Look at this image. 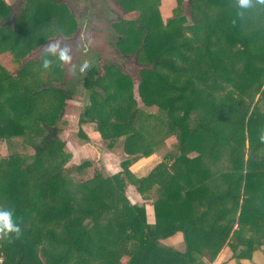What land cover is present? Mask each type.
Returning <instances> with one entry per match:
<instances>
[{
  "label": "trees",
  "instance_id": "trees-1",
  "mask_svg": "<svg viewBox=\"0 0 264 264\" xmlns=\"http://www.w3.org/2000/svg\"><path fill=\"white\" fill-rule=\"evenodd\" d=\"M119 1L126 19L116 48L143 68V108L131 75L97 55L61 88L68 61L44 45L75 34L66 5L26 0L12 26L4 23L12 5L0 0V141L33 153L0 163V207L13 208L21 224L19 236L0 237V264H215L224 249L239 264L256 249L255 235L264 240V5L175 0L168 15L160 0ZM83 96L84 105L69 102ZM154 106L151 121L145 109ZM74 108L78 137L89 141L83 126L95 124L102 139H122L129 157L123 173L95 174L92 189L74 177L90 163L64 170L60 124ZM35 122L44 133L33 142L26 130ZM173 133V164L132 183L152 205L149 224L146 205L125 196L127 166ZM175 239L184 251L165 243Z\"/></svg>",
  "mask_w": 264,
  "mask_h": 264
},
{
  "label": "rangeland",
  "instance_id": "rangeland-1",
  "mask_svg": "<svg viewBox=\"0 0 264 264\" xmlns=\"http://www.w3.org/2000/svg\"><path fill=\"white\" fill-rule=\"evenodd\" d=\"M12 5L13 13L4 23H10L13 26L14 18L19 15L21 9L24 8L26 0H6ZM60 2L61 5H66V8L73 13L76 18L77 28L75 34L70 38L56 37L54 40L49 41L50 43H57L59 45L67 44L70 56L66 59L67 62V72L65 74L66 80L61 85V88H66L70 83L73 75L77 74L78 64L80 60L84 57V46L87 45V59L95 58L94 55L102 57L109 65L113 67L123 68L122 70L130 74L134 82L135 90V100L142 107L140 103L139 95L136 91L137 85L141 84L143 80L142 67L137 65L134 56L129 54L128 56L122 55L116 48L119 40L121 39L122 33H124V21L126 19L124 13L125 8L120 4L119 0H54ZM39 2V1H38ZM175 0H160L162 12L170 13L172 3ZM56 6L53 1H48V5ZM172 4V5H171ZM177 7V6H176ZM16 15V16H15ZM164 15V14H163ZM128 20V18H127ZM189 21L187 20V24ZM185 25V24H184ZM11 26V27H12ZM130 25H128V28ZM126 29V30H127ZM121 33H120V32ZM189 34V33H188ZM95 40V42H94ZM90 41V44L88 43ZM89 45H88V44ZM92 43V44H91ZM47 44L44 47L47 48ZM123 44V43H122ZM89 46V47H88ZM35 53L31 59L34 58ZM11 66V65H10ZM183 66V65H181ZM13 70V67H10ZM145 76V75H144ZM79 82V80L77 81ZM138 86V87H139ZM73 103L75 101H69ZM87 103L85 99L80 104L84 105ZM80 105V106H81ZM83 107V106H82ZM79 108V107H78ZM143 108V107H142ZM145 113H150L152 115L151 121L157 116L156 106L153 108L145 109ZM42 120L47 119L41 118ZM50 122V119H48ZM32 122V121H31ZM31 122H29L31 124ZM42 123V122H41ZM40 122L31 125L29 130H26L30 141H37V138L44 133L42 124ZM29 124V125H30ZM51 124V123H49ZM59 137L64 142L62 146V151L67 156L66 166L64 167L65 172H71V170L82 163H90V167L82 174V176H77L74 174L76 182L79 184H85L87 189H92L94 187V176L95 174H100L102 177H114L119 173H123V163L125 160H129V157L123 153L122 149V139H116L115 141L110 139H102L97 131L95 124H88L83 126V130L88 134L89 141L82 140L78 137V124H77V109H71L70 112L63 115L62 123L60 124ZM175 134L170 136V140H166L165 143L158 146L155 152L148 157H141L137 162L129 164L127 166L128 171L131 174V179H129L125 186V196L133 202L137 203L138 206H145L146 220L153 219L151 217L152 205L150 202L138 195L136 189L132 186L140 178H145L147 174L155 166L163 163L165 165L173 164V158L171 153H174L175 146ZM249 146V142H247ZM14 154H21L24 157L32 156L31 149L22 145L21 141L14 140L11 144L0 141V163H7L10 161V156ZM198 153L189 154L190 158H194ZM171 157V158H170ZM50 157L45 161V166L50 164ZM127 160V161H128ZM126 161V162H127ZM227 160L224 159V162ZM225 164V163H223ZM223 164H220L223 165ZM220 167H218L219 169ZM213 167L212 170L217 171ZM86 182H89L86 184ZM148 186L143 188L146 193ZM149 194V193H148ZM144 200V201H143ZM147 221V222H148ZM154 224V222L152 223ZM170 248H174L180 252L184 251V245L180 243L179 239L171 240L165 242ZM40 249V248H39ZM232 254L223 253L221 257L215 264H237L231 259ZM241 264V263H239Z\"/></svg>",
  "mask_w": 264,
  "mask_h": 264
},
{
  "label": "clouds",
  "instance_id": "clouds-1",
  "mask_svg": "<svg viewBox=\"0 0 264 264\" xmlns=\"http://www.w3.org/2000/svg\"><path fill=\"white\" fill-rule=\"evenodd\" d=\"M260 5H264V0H256ZM237 7L240 10H247L253 7V0H237ZM242 14V11L241 13ZM47 50L51 57H59L60 59H68L70 52L68 45H59L57 43L47 44ZM84 57L78 64V70L81 73H86L90 69V62L87 59V45L83 49ZM53 64V59L45 57L42 60L41 67L44 70H50ZM261 143H264V132L259 136ZM21 233V224L17 221L14 209L11 207H0V237L9 238L12 235L19 236Z\"/></svg>",
  "mask_w": 264,
  "mask_h": 264
},
{
  "label": "crops",
  "instance_id": "crops-1",
  "mask_svg": "<svg viewBox=\"0 0 264 264\" xmlns=\"http://www.w3.org/2000/svg\"><path fill=\"white\" fill-rule=\"evenodd\" d=\"M153 216V219H150L148 221L149 224H152L154 222V213H153V208L151 210V217ZM255 241L254 244L256 245V249L254 251H252V253L250 254L249 257H246L245 259H243L242 261H240L241 264H264V240L263 237H261L260 235H255ZM223 253H230L231 252H226V250L224 249L221 254ZM221 254L219 255L218 259L221 257ZM218 259L216 260V262L218 261ZM234 260V259H233ZM234 263L236 262V260L233 261ZM236 264V263H235Z\"/></svg>",
  "mask_w": 264,
  "mask_h": 264
},
{
  "label": "flooded vegetation",
  "instance_id": "flooded-vegetation-1",
  "mask_svg": "<svg viewBox=\"0 0 264 264\" xmlns=\"http://www.w3.org/2000/svg\"><path fill=\"white\" fill-rule=\"evenodd\" d=\"M85 100V96L82 97V100H79V101H84Z\"/></svg>",
  "mask_w": 264,
  "mask_h": 264
},
{
  "label": "water",
  "instance_id": "water-1",
  "mask_svg": "<svg viewBox=\"0 0 264 264\" xmlns=\"http://www.w3.org/2000/svg\"><path fill=\"white\" fill-rule=\"evenodd\" d=\"M73 104L79 105L80 103L79 102H73Z\"/></svg>",
  "mask_w": 264,
  "mask_h": 264
}]
</instances>
